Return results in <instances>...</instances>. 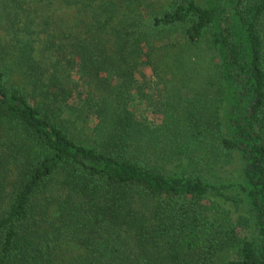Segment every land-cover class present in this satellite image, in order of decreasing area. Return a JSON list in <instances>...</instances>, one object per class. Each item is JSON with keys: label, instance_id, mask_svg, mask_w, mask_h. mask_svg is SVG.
<instances>
[{"label": "trees", "instance_id": "trees-1", "mask_svg": "<svg viewBox=\"0 0 264 264\" xmlns=\"http://www.w3.org/2000/svg\"><path fill=\"white\" fill-rule=\"evenodd\" d=\"M0 264H264V0H0Z\"/></svg>", "mask_w": 264, "mask_h": 264}, {"label": "rangeland", "instance_id": "rangeland-1", "mask_svg": "<svg viewBox=\"0 0 264 264\" xmlns=\"http://www.w3.org/2000/svg\"><path fill=\"white\" fill-rule=\"evenodd\" d=\"M161 89L155 90V88L153 87L151 90H147V96L145 99H149L151 103H154V107L155 104H157L159 102V100L161 101L163 98V96H161ZM153 98V100L151 99ZM144 99V102H145ZM146 103L149 104V102L147 101ZM141 109V108H140ZM142 113H144V115H147L148 117H150L153 121L156 119H161V116L159 115V117L153 112L154 108H150V109H143L141 110ZM157 121V120H156ZM237 170V169H236ZM223 171V170H222ZM214 173V172H213ZM212 173V174H213ZM212 174H209L207 176H212ZM219 179H223V180H233V179H237L238 178V174L235 171V166H231V167H226V169L220 174L218 175ZM224 256L221 257V259Z\"/></svg>", "mask_w": 264, "mask_h": 264}]
</instances>
